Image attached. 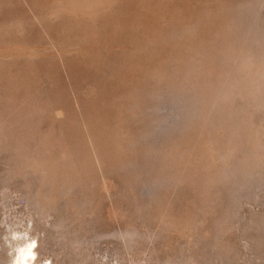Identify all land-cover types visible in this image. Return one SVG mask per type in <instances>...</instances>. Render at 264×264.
Segmentation results:
<instances>
[{
	"label": "rangeland",
	"instance_id": "1",
	"mask_svg": "<svg viewBox=\"0 0 264 264\" xmlns=\"http://www.w3.org/2000/svg\"><path fill=\"white\" fill-rule=\"evenodd\" d=\"M88 1L0 0V264H264V0Z\"/></svg>",
	"mask_w": 264,
	"mask_h": 264
},
{
	"label": "bare ground",
	"instance_id": "2",
	"mask_svg": "<svg viewBox=\"0 0 264 264\" xmlns=\"http://www.w3.org/2000/svg\"><path fill=\"white\" fill-rule=\"evenodd\" d=\"M90 1H92V0H90ZM90 1H88L87 3H89ZM95 1V0H94ZM97 1V0H96ZM75 2H76V0H75ZM81 2V1H80ZM80 2H79V4H80ZM77 3V2H76ZM85 3V2H84ZM93 4V3H92ZM83 5V4H82ZM60 6V5H59ZM81 9H83V8H81ZM151 17V16H150ZM72 18V17H71ZM174 20V19H173ZM150 23V22H149ZM143 25V24H142ZM4 28V27H3ZM96 40V39H95ZM103 41V40H102ZM95 42V41H94ZM17 44V43H16ZM190 45V44H189ZM19 46V45H18ZM25 50V49H24ZM3 51V50H2ZM11 53V52H10ZM96 64V63H95ZM255 71V70H254ZM263 75V74H262ZM245 86V85H244ZM59 115V114H58ZM214 142V141H213ZM211 145H214V143H212ZM209 146V145H208ZM215 148L217 147L218 148V145L216 146H214ZM222 147V146H221ZM211 150H213V149H211ZM222 150V149H221ZM220 150V151H221ZM213 152H214V150H213ZM222 152V151H221ZM198 153V152H197ZM108 184H109V182H108ZM107 186V185H106ZM105 189V188H104ZM106 189H107V187H106ZM110 191V190H109ZM108 191V192H109Z\"/></svg>",
	"mask_w": 264,
	"mask_h": 264
}]
</instances>
